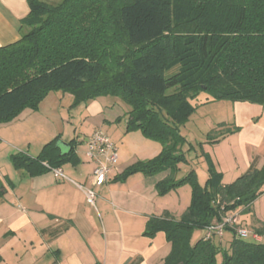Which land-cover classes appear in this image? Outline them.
<instances>
[{
	"label": "trees",
	"instance_id": "16d2710c",
	"mask_svg": "<svg viewBox=\"0 0 264 264\" xmlns=\"http://www.w3.org/2000/svg\"><path fill=\"white\" fill-rule=\"evenodd\" d=\"M27 4L20 38L0 46V123L13 120L25 108L36 110L49 91H69L74 103L102 93L120 94L129 105L125 131H139L161 149L154 157L128 164L112 180L169 170L171 174L155 184L157 195L183 183L191 186V201L178 218L153 216L145 224L143 235L164 232L170 243L162 264H264V224L255 229L259 241L237 237L230 226L224 231L230 233L227 248L215 243V236L206 237V227L228 213L237 208L250 211L263 193L264 162L257 167L253 161L245 173L223 185L222 172L202 153L201 142L198 147L207 164L204 184L194 169L180 179L173 176L177 165L189 163L187 154L195 151L191 143L185 148L187 140L180 133L194 110L189 99L205 92L213 100L264 109V0H27ZM77 144L56 136L38 155L17 152L11 161L29 175H38L68 162L79 163ZM196 230L200 237L192 242Z\"/></svg>",
	"mask_w": 264,
	"mask_h": 264
},
{
	"label": "crops",
	"instance_id": "0c3cea01",
	"mask_svg": "<svg viewBox=\"0 0 264 264\" xmlns=\"http://www.w3.org/2000/svg\"><path fill=\"white\" fill-rule=\"evenodd\" d=\"M28 12L27 0H0V46L20 38L21 20ZM61 103L58 92L49 91L36 110L25 108L13 120L0 123V264H162L171 248L165 233L148 237L143 231L150 217L178 218L185 210L172 209L169 201L157 195L155 184L167 174L136 172L123 181L112 180L128 164L147 159L144 154L154 147L143 138L139 147L131 146L143 152L140 156L118 153L108 180L92 186V164L79 153L87 137H77L75 128L70 131V119L61 113ZM233 103L232 121H220L219 126H227L212 144L216 150L222 147L216 161L223 185L245 173L253 161L257 167L264 162V109L247 102ZM233 127L238 130L227 132ZM56 136L78 142L79 163L61 166L67 178L51 170L29 175L24 168L14 167L13 154L36 156ZM223 155L233 166L231 171H225ZM87 187L95 192L93 204L86 201ZM235 212L238 218L243 214L241 209ZM245 216L240 226L255 231L264 224V191ZM225 234L228 239L230 233Z\"/></svg>",
	"mask_w": 264,
	"mask_h": 264
},
{
	"label": "rangeland",
	"instance_id": "374dc122",
	"mask_svg": "<svg viewBox=\"0 0 264 264\" xmlns=\"http://www.w3.org/2000/svg\"><path fill=\"white\" fill-rule=\"evenodd\" d=\"M60 0H49L48 2L57 3ZM174 69L173 71H175ZM58 92L59 98L61 99V113L70 119V131L75 128L76 135L81 139L90 136L94 132V128L100 129L107 135H111L112 139L115 140L117 153H122L129 158H132L134 152L137 155H141L143 152L135 151L131 147L132 145L140 146L138 144L145 138L139 131L126 132V119L128 117L127 112L129 111V105L118 93H102L92 98H89L84 103H74V95L69 91H55ZM194 110L191 112L187 120L181 124L180 133L187 140V144H193L195 151L187 154L189 163H179L174 179H180L185 176L191 169L195 170V175L199 183L204 184L207 178V164L204 155H201V150L198 147L199 143L202 142V153L208 154L214 163L216 169L218 168V162L216 156L219 155L221 150H216L210 142V138L217 137L227 125L219 126L220 121H232L233 118V102L226 100H213L205 92H200L197 96L189 99ZM92 131V132H91ZM108 135V136H109ZM125 136V137H124ZM146 144L154 147L152 151H148V158L154 157L160 151V144L156 141L145 138ZM226 148L225 146H223ZM184 148V149H185ZM80 156L84 158V148H79ZM197 154V155H196ZM199 154V155H198ZM135 156V157H136ZM226 156V155H223ZM226 169L225 171H231L232 165L226 156ZM118 162V161H117ZM121 168V162L118 164ZM222 172L221 170H219ZM165 174H171L169 170L163 171L160 176ZM228 173H226V176ZM264 191V186L262 187ZM160 200H167L173 207L172 209L181 210L189 205L191 201V186L188 183H183L176 188L170 190L165 195H161ZM240 210L237 208L236 211ZM229 214V213H228ZM247 213L239 215L237 213V222L239 220L247 219L245 216ZM239 225V224H238ZM251 225V224H250ZM249 226V224H248ZM243 227V226H242ZM246 228V227H245ZM249 229V228H248ZM252 230V229H251ZM254 231V230H253ZM224 234L222 237H215L214 242L220 244L221 247L227 248L228 243L225 239ZM200 237V231L196 230L192 236V242ZM222 238L223 241L219 240ZM220 259V256H218Z\"/></svg>",
	"mask_w": 264,
	"mask_h": 264
},
{
	"label": "built area",
	"instance_id": "2783aa9c",
	"mask_svg": "<svg viewBox=\"0 0 264 264\" xmlns=\"http://www.w3.org/2000/svg\"><path fill=\"white\" fill-rule=\"evenodd\" d=\"M83 144L85 158L92 164L90 174L91 185L93 186L106 182L109 173L115 168L118 161L116 145L110 137L100 129L94 130V132L86 138ZM51 171L57 177L64 179L67 178L61 168H53ZM79 187L83 188L82 185H79ZM84 189L86 201L93 204L95 197L93 188L87 187ZM226 226L234 228L237 237L252 238L257 241L261 239V236L255 231L238 225L236 212L229 213L225 215L221 221L206 227V237H222Z\"/></svg>",
	"mask_w": 264,
	"mask_h": 264
},
{
	"label": "water",
	"instance_id": "95a60500",
	"mask_svg": "<svg viewBox=\"0 0 264 264\" xmlns=\"http://www.w3.org/2000/svg\"><path fill=\"white\" fill-rule=\"evenodd\" d=\"M60 146H61V150H62L63 152L67 150L66 147H65V145L61 144Z\"/></svg>",
	"mask_w": 264,
	"mask_h": 264
}]
</instances>
